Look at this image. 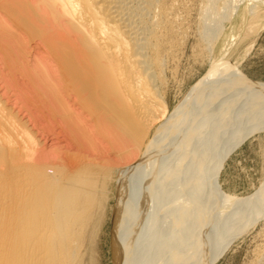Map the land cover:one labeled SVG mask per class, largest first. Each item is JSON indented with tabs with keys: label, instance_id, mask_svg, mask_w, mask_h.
Instances as JSON below:
<instances>
[{
	"label": "bare ground",
	"instance_id": "1",
	"mask_svg": "<svg viewBox=\"0 0 264 264\" xmlns=\"http://www.w3.org/2000/svg\"><path fill=\"white\" fill-rule=\"evenodd\" d=\"M192 2L0 0V264H87L111 197L115 264H213L264 216V184L218 182L264 129V85L221 63L224 23L254 33L264 0ZM194 10L198 52L221 58L170 112Z\"/></svg>",
	"mask_w": 264,
	"mask_h": 264
},
{
	"label": "rangeland",
	"instance_id": "2",
	"mask_svg": "<svg viewBox=\"0 0 264 264\" xmlns=\"http://www.w3.org/2000/svg\"><path fill=\"white\" fill-rule=\"evenodd\" d=\"M192 1L195 7L201 3V0ZM193 15L190 20L192 30L185 52L180 56L182 58L181 61L179 59L178 71L176 69L175 76L173 74L169 77L167 99L170 112L184 100L190 89L202 77L207 76L214 59L221 58L217 46L209 59L202 58L204 56L198 52L201 49H199V35L197 34L199 24L196 10ZM238 19V15H233V18L228 20L229 22L224 23L223 35H228L231 46H228L230 48L221 63L224 68H235L233 72H230L233 73L230 81L234 84L264 85V14L254 33L249 31L247 22L243 26ZM194 46L199 47L196 49ZM218 182L226 194L234 197L246 199L257 194L264 184V129L254 131L234 149L224 162ZM113 204L114 199L111 197L108 208L96 227L95 239L86 256L87 264H115L112 246ZM87 249L84 248V251ZM263 249L264 216L236 236L223 251V255H220L213 264H264ZM259 253L262 256H259Z\"/></svg>",
	"mask_w": 264,
	"mask_h": 264
}]
</instances>
